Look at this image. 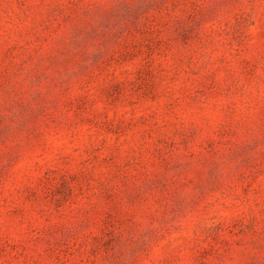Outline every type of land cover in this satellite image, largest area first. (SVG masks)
<instances>
[{
  "label": "rangeland",
  "instance_id": "1",
  "mask_svg": "<svg viewBox=\"0 0 264 264\" xmlns=\"http://www.w3.org/2000/svg\"><path fill=\"white\" fill-rule=\"evenodd\" d=\"M0 264H264V0H0Z\"/></svg>",
  "mask_w": 264,
  "mask_h": 264
}]
</instances>
